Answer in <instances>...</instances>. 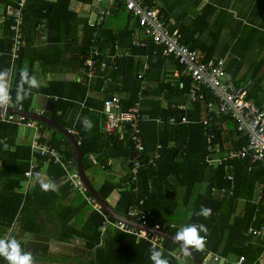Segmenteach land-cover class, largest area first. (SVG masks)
<instances>
[{
	"label": "trees",
	"instance_id": "1",
	"mask_svg": "<svg viewBox=\"0 0 264 264\" xmlns=\"http://www.w3.org/2000/svg\"><path fill=\"white\" fill-rule=\"evenodd\" d=\"M193 1L196 7L202 3V0ZM19 2L20 0H0V24L3 33L0 37V71L9 72L13 100L16 98L21 70L27 69L33 75L35 58H32L29 68L24 66V59L26 49L32 45L38 33L47 31L46 49L58 45L67 46L68 52L72 54L76 73L81 68L86 70L85 59L93 46V40L96 41L94 44H97L100 55L95 58L97 64L90 70V82L84 80L71 85L63 82L52 83L51 88H62L65 92H58L59 100L54 102L52 112L46 115L60 126L76 131L88 177L92 168L89 160L91 154L97 158V165H103V158L120 160L125 165V174L119 182H105L96 188L100 197L107 201L113 193H117L118 200L113 210L119 215L173 236L183 226L205 225L208 229L205 247L203 250L193 249L205 264L216 255L226 259V262L230 257L237 260L244 257L243 264H251L260 249L247 236V232L250 226L263 223L264 220V164L255 163L250 158L229 161L217 167L206 163L208 157H223L230 151H239L248 143L247 136L238 132L236 120L229 114L218 112V99L213 92L201 85L195 94L202 98L193 99L191 90L197 88V84L177 60L165 56L162 48L153 42H148L145 47L133 46L135 26L131 22L135 20L121 2H115L111 6V15L104 22L92 26L88 19L81 18L71 10V4L79 2L95 12L97 5L93 0H27L21 28L25 44L16 58L12 51L14 22L10 14L6 15V9L10 8V12L17 9ZM149 2L154 6L153 0ZM209 8L213 9L211 2L194 19L189 20V25L173 24L170 18L163 17L168 27L179 31L182 43L199 51L206 59H227L226 55L230 53L232 58L226 60V81L242 86L250 83L247 89L248 99L254 100L264 109V75L261 73L264 61L251 65L247 74L248 81L238 79L244 64L250 61L248 54L258 47L264 52V30L239 28L233 38L235 43L229 46L231 51L228 52L226 47L219 56L214 57L215 48L207 47L208 43L197 47L200 44L199 35L215 28L208 20ZM123 14H126V19L121 21ZM230 17L233 18L227 14L221 17V29H217L220 33L218 37L211 34L210 41L214 38L220 39L221 31L226 30L230 23ZM249 18L253 24L264 19V0L256 1ZM82 25L85 31L82 34L83 45L78 48L79 27ZM260 26L264 29V22ZM59 32L60 35H57ZM96 33L99 37L94 38ZM35 51L38 55L36 61H40L39 50ZM117 54L120 56L116 59L108 57ZM139 56L147 57V67L143 62H137ZM113 95L120 97L124 112L129 111L136 102L142 103L144 110L140 126L145 146L142 153L138 152L132 142L131 131L127 126L113 133L105 132L104 100ZM30 99L31 97H27L22 103L16 104L22 105L28 111ZM69 109L70 116L65 120ZM183 116L187 118V122L177 125L169 123L170 118L176 117L180 120ZM84 118L93 125L90 131L84 129ZM37 124L43 133L52 132V137L47 140L51 146L62 151L66 160L77 159L74 146L64 134L44 123ZM18 127L15 124L0 123V238L13 227L21 214L27 217L24 222L22 218L20 220L23 223L22 229L31 233L39 232L40 221L37 220L45 209L46 213H57L60 223L58 238L61 242L72 239L81 241L85 255L76 258L74 264H152L149 257L153 248L162 251L169 264H197L191 255H185L180 246L169 238L151 231H147L148 239L138 238L132 233L115 228L114 224L118 220L110 218L104 206L89 189L84 193L77 191L68 181L60 164L48 165L51 181L55 184L59 179L67 181L57 186L58 191H42L38 178H35L31 189L26 193L19 192L23 183L27 182L24 174L33 157L41 164L42 160L32 152L30 144L16 142ZM211 136L212 145L214 148L218 146V152L209 151L208 138ZM136 159L141 162L137 175L132 173ZM229 165L233 166L232 170H229ZM104 167L108 168L107 165ZM229 173L235 178L234 190L228 191L224 196L214 195L213 188H230V182L226 178ZM261 188L263 198L256 202ZM90 198L102 205L103 213L90 203ZM202 206L211 209L210 217L197 215ZM25 208L28 212H25ZM132 210H138V215H130ZM142 215L146 216V220H139ZM75 219L82 225L81 228L71 226L70 223ZM157 225L159 228H156ZM130 226L135 230H142ZM200 235L205 236V233L201 232ZM17 241L24 250V243ZM0 264L8 262L0 257Z\"/></svg>",
	"mask_w": 264,
	"mask_h": 264
},
{
	"label": "built area",
	"instance_id": "2",
	"mask_svg": "<svg viewBox=\"0 0 264 264\" xmlns=\"http://www.w3.org/2000/svg\"><path fill=\"white\" fill-rule=\"evenodd\" d=\"M27 0H20L18 8L11 11V17L13 18L12 30L15 33L14 43L12 45V51L14 56H19L21 47L25 44L21 34V28L24 23V9ZM97 8L95 12L91 9L93 19L91 25H99L111 15V6L115 2H121L126 8L127 12L131 14L134 20L138 23L140 33L134 35L133 46L145 47L148 42H153L155 45L162 48V52L165 56L173 57L178 63L184 68L187 75L197 84V88H192L193 99L198 100L202 96L195 94V91H199L201 85L209 88L215 97L218 99V112L231 115L237 122L238 132L244 134L248 138V143L243 146L239 151H230L223 157L212 158L208 157L206 163L209 166L217 167L226 164L227 162L235 161L237 159L250 158L255 163L264 164V109L260 108L254 100L248 99V86L237 85L234 82L226 81V59L224 58H210L206 59L203 54L197 50L191 49L188 45L181 42V35L177 29L172 30L166 21L161 17L159 11L152 6L149 0H93ZM98 33L95 34L94 38H97ZM96 41L93 40V46L89 50L88 56L85 59L84 67L88 71L92 70V66L97 64L96 57L100 55V51L97 48ZM119 54L114 56H108L116 59ZM147 58V57H145ZM147 67V62L144 63ZM104 68L105 65L103 64ZM90 73L89 76H91ZM140 75V77H142ZM109 80H106L108 82ZM9 93L11 96V102L0 109V123L15 124L22 126L28 130H34V138L31 142V149L34 154L39 156L42 160L40 161L33 158L30 163L29 169L25 172V178L35 179L42 177V166H48L50 163L60 164L66 174L67 179L71 185L79 192H86L88 190L85 185L76 162V159H65L64 154L61 150L51 146L48 142V133H43L38 126L37 122L28 116L22 114L25 111L22 105H17L13 100L10 89L11 85L8 84ZM142 90H144L142 88ZM142 95L141 93L139 94ZM214 109L213 105H210ZM13 109L18 110L20 113L12 112ZM143 107L142 103L136 102L135 105L127 112H124L121 107V100L118 95H113L104 100L103 112L106 115V123L104 130L106 133H113L117 129L127 126L131 131L132 142L139 153L145 150L144 137L140 126V120L143 119ZM42 116L44 112H35ZM159 123L163 121L158 120ZM187 122L186 117H181L180 120L176 117H172L169 120L171 125H177ZM72 134L76 132L69 129ZM76 135V134H75ZM213 136L208 138L209 151L216 150L212 145ZM80 145V143H78ZM157 158L159 155L156 156ZM89 160L93 164H97V158L91 154ZM41 165V167H40ZM141 162L139 159L134 160L132 173L137 175L138 169L140 168ZM229 170L233 169V166L229 165ZM227 181L230 182V188L226 187L218 190L217 188L212 189L214 195L219 194L224 196L228 191H233L235 188V178L232 174L227 175ZM136 177L134 176L133 180ZM260 198H262V188L260 189ZM259 198V201H260ZM90 203L95 208L102 210V205L97 203L95 199L90 198ZM103 213V210H102ZM130 215H138V210H132L129 212ZM138 219V218H137ZM139 220H146V216L142 215ZM114 226L122 231L132 233L138 238H149V233L143 230H135L131 228L129 224L123 221H117ZM159 228V225L156 226ZM248 234L254 238L264 239V224L260 227H251L248 230ZM218 256H213V262L219 263L222 261ZM245 261L244 257H241L236 264H243ZM262 264V261L260 262ZM223 264H229L225 262Z\"/></svg>",
	"mask_w": 264,
	"mask_h": 264
},
{
	"label": "crops",
	"instance_id": "3",
	"mask_svg": "<svg viewBox=\"0 0 264 264\" xmlns=\"http://www.w3.org/2000/svg\"><path fill=\"white\" fill-rule=\"evenodd\" d=\"M44 1L56 2L57 0H44ZM256 1L257 0H202V3L200 4V6L196 7L193 0H153V5H155V8L159 11L163 19L164 17H168L170 18L173 24L180 23L181 25L182 24L189 25L190 24L189 20L194 19V17L197 16V14L202 10V8L205 5H207L209 2H211L213 9L211 8L208 9L210 12V15L208 14V17H209L208 20L209 22L211 21L210 24L213 25V27L215 28L213 29L210 28V31L208 33H203L204 35H199L200 44L197 45V47L205 46V43H208L207 47L215 48L213 55L214 57H217L226 47H228L229 49L228 52L231 51L230 49L231 47L229 48V46L230 45L232 46V44L235 43V40L233 38L239 28L252 27V30L253 29L260 30V31L264 30L263 26H260L261 24L263 25V22H264L263 18H262V21L258 20V22L255 24H253L254 23L253 21L250 22L249 20L250 19L249 16L255 6ZM188 4H192L196 11H188V13H185L184 8L189 7ZM10 10H11L10 8L9 10L6 9V15L8 16L11 15ZM71 10L79 14L81 18L88 19L89 24H91V20L93 19V14L91 13V10H89L86 6L81 5L79 2H73L71 4ZM1 14L3 15V11L1 12ZM224 14L233 16V18L230 17V19L228 20V22L230 23L229 25H227L228 26L227 29L224 31H221L220 39L214 38L215 40L213 39V41H210L209 36L211 34H213V37L215 36L218 37L220 31H218L217 29H221V24H222L221 17ZM2 19L5 20L4 17H2ZM135 22L136 21L132 20L131 25L135 26L134 35L136 34L138 35L140 33V28ZM0 27H1L0 37H2L3 35L2 24H0ZM84 32H85L84 27L82 25L79 27V41L77 44L78 48H80L81 45H83L82 41H83L84 36H82V34ZM57 35H60V32L57 33ZM47 36H48L47 31H42L38 33V36L36 38L33 39L32 45L28 49H26L27 52L25 53V59H24L25 65L24 66L26 68H29L32 58H35L34 63H33V75L37 78L40 84V87L37 89H32L31 94L28 96V98L31 97L30 109L28 111L29 112H41L42 111L44 112L42 116H45L48 118L46 113L52 112L54 102L59 100L58 92H65V90H63L62 88H58V87L51 88L50 85L52 83L63 82V83H67L68 85H71L74 83H80L81 81H84V80H87L90 82L92 78L91 76H89L91 72L88 71V69L85 70L81 68L79 72L77 73L74 72L76 67H75L74 62L72 61V58H73L72 54L68 52L67 46L60 47L58 45V46L50 47L46 49L48 45ZM35 50H39L40 61H36L38 55ZM226 58H227L226 60L231 59L232 58L231 54L228 53L226 55ZM248 58L250 59V61L244 64L243 69L238 75L239 80L248 79L247 74H248L249 68L251 67L253 63L256 64L257 62H260V61H262L263 63L264 52L261 50L260 47H258L256 50L248 54ZM145 61H146V58L144 56H139L137 58V62L145 63ZM83 72L84 74H86L85 75L86 77H84ZM261 73L262 75H264V66H263ZM10 81L11 80H9L8 78V84H10ZM65 88H68V87L66 86ZM68 94L70 95V93ZM37 97L42 100V104L40 105L39 108H36L37 110H35L33 106H34V100ZM50 100H51V103L49 105L48 102ZM48 108H50V110ZM68 111L71 112V109H69ZM68 118L66 120H68ZM18 128H19V132H18V137L16 139V142L18 144L19 143L30 144L34 138L35 131L28 130L27 128L22 127V126H19ZM47 133L49 137L51 138L52 132L47 131ZM103 162H104L103 165H97L91 162L92 168L89 171V177L86 174V176L90 179L91 183L94 185L95 189L101 187L105 182L117 183L125 174V165L123 164L122 161L106 160L105 158H103ZM104 165L105 166L107 165L108 168L104 167ZM0 168H1V161H0ZM48 168L49 166L43 167L42 177L46 178L47 180H50L48 176ZM31 180L32 179L30 180L27 179V182L23 183V187L20 189L19 192L26 193L27 190L31 189L32 187L31 185L35 183V181L32 182ZM56 182H57L56 183L57 186H59L61 184L63 185L67 181L59 179ZM259 192L255 199L256 202H259V198H260ZM71 198H74V196ZM71 198L69 200H71ZM117 200H118L117 193H113L112 197L107 200V202L110 204L112 209L116 205ZM241 209L243 210L244 206ZM24 210L25 212H28L26 211V208ZM44 210L45 209L42 210V213H41L42 216H40L39 219L37 220L38 222L40 221L39 232L31 233V231H27L25 229L23 230L22 229L23 223H21L20 220L22 218L24 222V219L27 217L24 214H21V216L18 215L19 218L16 220L13 227H11V229H9L8 231H5L1 235L0 239H16V240L22 241L24 243V251L30 252L32 254L35 264H74L75 261L77 260L76 258H81L82 256L85 255L84 253L85 251L82 248L81 241L79 239H72L67 242H61L58 238V234H59L58 229H59L60 223L57 219V213L56 212L46 213L44 212ZM105 212L107 211L105 210ZM34 213H37V211H35ZM112 220L115 221L116 219L112 218ZM70 224L71 226H74L77 229L81 228L82 226L77 222V219L73 220ZM263 224H264V220H263V223L252 225L249 228L251 227L257 228ZM24 227H26L25 223H24ZM247 236L250 237L252 239V242L258 245L260 249L257 255V258L251 264H261L260 263L261 261H262V264H264V239L254 238L252 235H249L248 232H247ZM238 260L237 258L230 257L227 259V263L236 264ZM225 262H226V259H225ZM219 263H216V264H219Z\"/></svg>",
	"mask_w": 264,
	"mask_h": 264
},
{
	"label": "clouds",
	"instance_id": "4",
	"mask_svg": "<svg viewBox=\"0 0 264 264\" xmlns=\"http://www.w3.org/2000/svg\"><path fill=\"white\" fill-rule=\"evenodd\" d=\"M8 77L9 72L7 70L0 71V108L7 106L11 102V96L8 88ZM25 85L27 87H25ZM39 87L40 84L37 78L34 75H30L27 69H22L20 72V81L17 86L15 98L16 103H22L31 94L32 89H37ZM83 126L86 131H90L93 127L91 121L87 118H84ZM38 180L42 191H58L57 185L53 181L47 180L44 177H39ZM197 215L208 218L211 216V209L202 206ZM201 232L205 233V236H201ZM207 232L208 229L203 224L186 225L177 231L174 239L180 244L182 252L185 255H190L191 250L193 249H204ZM0 257H3L8 262V264H35L32 254L30 252H25L16 239H0ZM149 258L152 261V264H169V261L164 258L162 251L156 248L150 250Z\"/></svg>",
	"mask_w": 264,
	"mask_h": 264
},
{
	"label": "water",
	"instance_id": "5",
	"mask_svg": "<svg viewBox=\"0 0 264 264\" xmlns=\"http://www.w3.org/2000/svg\"><path fill=\"white\" fill-rule=\"evenodd\" d=\"M48 103L50 105L51 100ZM48 109L50 110V108H48ZM12 112L20 113L16 109H13ZM21 113L26 115V116H28L29 118H31V119H33L35 121H38V122L46 124L47 126L52 128L53 130L59 131L60 133L64 134L70 140V142L72 143V145L74 146L75 151H76V156H77L76 157L77 158L76 162H77L78 169H79V172H80V175H81L82 179L84 180V182L87 185V187H88L89 191L91 192V194L104 206L105 210L109 213L111 219L113 218V219H116V220H120V221L126 222V223H128L130 225L136 226L139 229H143V230H146V231H151V232H153L155 234L161 235L162 237L169 238V239L173 240L174 242H176L175 239H174L175 236H173L172 234H170L168 232H164L162 230H153V229H151L149 227L142 226L141 224L134 223L131 220H129L128 218L119 215L115 210L112 209V207L110 206V204L107 201H105L104 199H102L100 197V195L96 191L94 185L91 183L90 179L86 176V173H85V170H84L83 153L81 151L80 145L78 144L76 136L74 134H72L68 129L60 126L59 124L55 123L54 121L50 120L49 118H47L45 116H40V115H38V114H36L34 112L23 111ZM69 114H70V111L67 112V114L65 116V120L68 118ZM177 244L180 246L179 243H177ZM180 248H181V246H180ZM190 255L194 258V261L197 264H203V262L198 258V256L194 253L193 250H191V254ZM223 263H224V260H222L220 262V264H223Z\"/></svg>",
	"mask_w": 264,
	"mask_h": 264
},
{
	"label": "rangeland",
	"instance_id": "6",
	"mask_svg": "<svg viewBox=\"0 0 264 264\" xmlns=\"http://www.w3.org/2000/svg\"><path fill=\"white\" fill-rule=\"evenodd\" d=\"M188 6L189 7H185L184 8V12L185 13H188V11H196L195 9H194V7H193V5L192 4H188ZM126 19V14H123V16L121 17V21H123V20H125ZM42 104V100L40 99V98H36L35 100H34V108H35V110H37L36 108H39L40 107V105ZM32 182H34L35 181V179H32L31 180ZM207 263L208 264H216L215 262H212V261H209V260H207Z\"/></svg>",
	"mask_w": 264,
	"mask_h": 264
}]
</instances>
